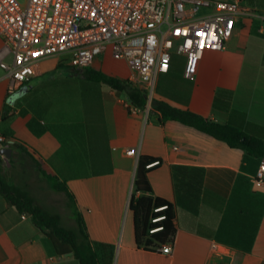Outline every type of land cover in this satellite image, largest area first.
Listing matches in <instances>:
<instances>
[{
  "label": "crops",
  "instance_id": "obj_1",
  "mask_svg": "<svg viewBox=\"0 0 264 264\" xmlns=\"http://www.w3.org/2000/svg\"><path fill=\"white\" fill-rule=\"evenodd\" d=\"M244 2L253 14L238 19L226 49L207 52L195 80L185 77V58L175 55L169 73L158 76L154 96L264 138V0ZM108 56L102 54L90 68L130 79L124 69L129 65ZM6 62L11 64L12 56ZM64 66L70 76L60 71ZM8 86L1 68L0 134L15 140L11 157L2 156L3 174L38 204L44 198L32 195L33 177L55 191L58 182H66L76 202L68 219L41 205L75 232L80 213L101 264H264V188L252 183L261 159L181 122L161 123L152 100L133 111L124 95L87 78L84 69H74L63 58L42 60L13 105L7 103ZM220 93H231L229 110L215 107ZM131 149L136 155L127 154ZM142 156L161 160L149 173L153 194L176 208L172 255L136 243L130 202ZM174 166L205 169L197 213L178 200ZM39 169L55 179H45ZM143 195L150 193H136ZM0 264L80 262L72 254L58 255L31 216L24 219L0 193Z\"/></svg>",
  "mask_w": 264,
  "mask_h": 264
},
{
  "label": "built area",
  "instance_id": "obj_2",
  "mask_svg": "<svg viewBox=\"0 0 264 264\" xmlns=\"http://www.w3.org/2000/svg\"><path fill=\"white\" fill-rule=\"evenodd\" d=\"M252 14L244 0H0V67L7 72L10 97L44 59H69L83 70L111 47L112 57L131 68L130 81L152 100L158 76L169 73L175 55L185 58L184 75L195 80L206 53L225 50L238 19ZM14 145L0 134V148ZM252 183L264 188V160ZM162 253L172 255L173 245Z\"/></svg>",
  "mask_w": 264,
  "mask_h": 264
},
{
  "label": "trees",
  "instance_id": "obj_3",
  "mask_svg": "<svg viewBox=\"0 0 264 264\" xmlns=\"http://www.w3.org/2000/svg\"><path fill=\"white\" fill-rule=\"evenodd\" d=\"M84 74L87 78L107 84L118 93L124 95L130 103V107L145 109L149 104L148 93L144 89L135 86L130 79H121L101 71H93L90 67L84 69ZM231 98V93H220L215 99V107L229 110ZM152 108L160 113L161 123L169 120L181 122L226 142L232 148L244 149L249 155L257 159H264V138L262 135L250 134L232 123L221 124L215 122L190 109L174 107L155 96L152 99ZM156 162L158 164L155 166L161 164V160L155 157H140L134 184L135 193L130 202V210L134 217L135 237L138 248L162 253L166 245H174L175 243L177 215L173 203L153 194L149 173L155 166L151 168H148V166ZM3 163V157L0 155V193L10 205L17 208L21 213L31 216L36 226L51 240L56 253L61 256L72 254L80 264H101L100 257L90 242L82 215L76 213L79 232L63 227L58 215L46 211L29 194L19 191L9 183L3 174ZM39 174L47 180L55 179L40 169ZM173 178L181 206L192 213H197L205 192V169L201 167L174 166ZM55 189L65 193L71 205L76 203L75 196L66 182H58ZM138 192L150 193V195L136 196ZM163 207L166 208L156 211ZM263 212L264 203L262 215ZM160 217H164V219L153 222V219ZM160 227H162V230L151 233V230Z\"/></svg>",
  "mask_w": 264,
  "mask_h": 264
},
{
  "label": "rangeland",
  "instance_id": "obj_4",
  "mask_svg": "<svg viewBox=\"0 0 264 264\" xmlns=\"http://www.w3.org/2000/svg\"><path fill=\"white\" fill-rule=\"evenodd\" d=\"M107 55H109L107 58H109L111 56V47L108 48V52ZM114 59V58H113ZM70 60H66V64H69ZM125 71H127V78L132 75V70L129 67V69L127 67L124 68ZM1 70V68H0ZM61 72H63V74L70 76L71 75V71L69 69L68 66H64L60 69ZM149 100L151 101L150 97H148ZM38 177V176H37ZM39 178V177H38ZM33 177V181H32V189L30 190L29 185H26L28 187V189L32 192V195L39 201H42V199H40L38 197V195L43 199L42 202H40L43 206H45L46 208H48L49 210L55 212V213H60L63 217L64 220L68 219V217H70L71 215V203L69 202L68 198L61 194L60 192L57 193L58 191H55L53 189H51L47 183L43 180V179H38ZM11 185H16L15 179L13 178L12 180H9ZM19 191L21 192H25L27 194H29V191L25 190V188H22L21 185L17 184L16 187ZM40 204V205H41ZM41 205V206H42Z\"/></svg>",
  "mask_w": 264,
  "mask_h": 264
},
{
  "label": "water",
  "instance_id": "obj_5",
  "mask_svg": "<svg viewBox=\"0 0 264 264\" xmlns=\"http://www.w3.org/2000/svg\"><path fill=\"white\" fill-rule=\"evenodd\" d=\"M19 96H20V92H16L15 94H13L12 96L8 98L7 103L10 105H13ZM12 152H13V149L10 147H5V148L0 149V155L5 156L7 158L11 157ZM3 164L6 165V161Z\"/></svg>",
  "mask_w": 264,
  "mask_h": 264
}]
</instances>
